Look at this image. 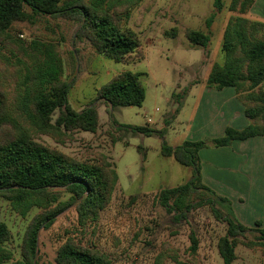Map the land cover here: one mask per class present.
<instances>
[{"label": "trees", "instance_id": "1", "mask_svg": "<svg viewBox=\"0 0 264 264\" xmlns=\"http://www.w3.org/2000/svg\"><path fill=\"white\" fill-rule=\"evenodd\" d=\"M143 0H0V197L13 210L27 216L33 208L39 211L29 222L21 247V257L13 264H38L39 230L49 228L57 216L75 204L78 224L82 228L95 224L110 204L118 185L116 168L99 154V159H77L58 147L38 140L48 135L64 143L76 130L95 133L99 127L98 107L93 102L78 111L69 103L73 81L62 79L63 59L58 45L33 40L28 44L11 32L16 22L28 21L35 14L63 17L77 24L75 43L88 42L98 54L116 62L136 63L145 57L144 44L138 33L128 26L131 11ZM255 0H231L223 34L224 61L212 65L207 85L222 89L232 86L244 105L250 123L243 129L228 126L219 138L185 141L173 147L164 142L161 154L192 168V177L183 184L162 188L156 201L176 220H187L189 214L210 205L215 217L227 225L218 241L224 264L237 259L236 247L244 243L264 248V226L244 225L235 215L231 201L206 186L201 178V149L230 145L234 140L264 136V22L245 16ZM221 11L224 0H214ZM211 21V20H210ZM176 37V28L166 31ZM184 34L192 46L205 47L211 36L207 31L187 27ZM142 73L121 71L97 89L96 100H104L107 110L118 107H141L146 98ZM56 110L61 114L53 121ZM134 133L152 135L143 125H122ZM140 148V147H139ZM144 159V156H143ZM60 192L70 194L59 201ZM207 194V195H205ZM226 204L223 214L216 202ZM258 229L256 241L243 242L251 230ZM11 230L0 222V264L14 259L6 243ZM190 254L198 256L199 239L190 234ZM161 254L157 264L170 259L186 264L175 252ZM56 264H113L112 258L94 244L69 237L58 249Z\"/></svg>", "mask_w": 264, "mask_h": 264}, {"label": "rangeland", "instance_id": "2", "mask_svg": "<svg viewBox=\"0 0 264 264\" xmlns=\"http://www.w3.org/2000/svg\"><path fill=\"white\" fill-rule=\"evenodd\" d=\"M230 3L231 0H224V7L219 11L214 0H143L131 11L128 21V26L138 33L144 44L145 57L136 63L106 58L86 41L75 43L77 24L63 17L35 14L28 21L14 23L11 32L28 44L38 40L58 45L64 64L62 79L73 81L68 94L72 107L80 111L95 100L101 111L95 133L76 130L64 143L48 135H41L38 140L81 160L99 159V154H103L119 174L112 200L97 223L82 228L73 204L62 211L49 228L39 230L38 264H56L57 251L69 237L94 244L109 254L113 264H157L167 247L168 252H175L186 264H224L218 241L226 233L227 225L215 217L210 205L195 208L187 220L180 221L155 199L162 188L178 186L191 179V167L163 156L151 157L145 165L143 146L149 139L135 136L118 123L140 125L146 120L145 116L167 114L173 106L169 99L177 83L181 81L186 86L183 90L187 91L189 79L204 75L207 69L210 71L211 62L203 69L198 67L207 52L203 47L190 44L185 28L210 32L209 58L218 63L224 61L223 24L231 14ZM173 28L178 35L167 36L165 32ZM124 70L142 73L146 99L141 107H118L109 113L105 101L95 99L97 89ZM60 114L61 111L56 110L53 121ZM175 125L167 123V130L171 131ZM139 145L142 146L138 149ZM69 197V193L60 192L59 201L64 202ZM216 207L223 214L226 212L225 203L218 201ZM38 211L33 208L23 217L13 210L9 201L0 197V222H5L11 230L6 246L14 254V259L5 264L20 259L26 228ZM193 231L199 239L195 259L189 250ZM258 236V229L251 230L243 242L256 241ZM236 254L233 264H264L262 247L251 248L241 243L236 247ZM170 258L163 264H176Z\"/></svg>", "mask_w": 264, "mask_h": 264}, {"label": "crops", "instance_id": "3", "mask_svg": "<svg viewBox=\"0 0 264 264\" xmlns=\"http://www.w3.org/2000/svg\"><path fill=\"white\" fill-rule=\"evenodd\" d=\"M245 16L264 22V0H255ZM227 21L223 24V34ZM210 42L211 39L203 47L207 54L203 55V61L198 66L201 69L208 67L209 62L212 68L215 63L209 58ZM210 71L207 69L204 75L189 79L187 91L183 90L186 86L181 81L178 82L169 99L173 106L167 114L152 117L150 123L144 120L140 124L155 131L152 135L135 133V136L149 139L143 146L145 165L151 157L163 156L161 148L164 142L176 147L187 140L211 141L223 136L228 126L243 129L250 123L234 87L217 89L207 85ZM262 87L264 88V81ZM173 97L176 99L173 100ZM105 107L104 105V109ZM98 111L100 116V108ZM167 123L176 125L170 131L167 130ZM140 146L142 145L138 149ZM199 156L202 182L231 201L235 215L244 225L255 227V223L261 221L264 226V136L234 140L227 146L210 145L201 149Z\"/></svg>", "mask_w": 264, "mask_h": 264}, {"label": "built area", "instance_id": "4", "mask_svg": "<svg viewBox=\"0 0 264 264\" xmlns=\"http://www.w3.org/2000/svg\"><path fill=\"white\" fill-rule=\"evenodd\" d=\"M146 120L148 123L152 122V118L150 116H146Z\"/></svg>", "mask_w": 264, "mask_h": 264}, {"label": "water", "instance_id": "5", "mask_svg": "<svg viewBox=\"0 0 264 264\" xmlns=\"http://www.w3.org/2000/svg\"><path fill=\"white\" fill-rule=\"evenodd\" d=\"M37 254H38V252H37ZM36 259H37V255H36V258H35V262H36Z\"/></svg>", "mask_w": 264, "mask_h": 264}]
</instances>
